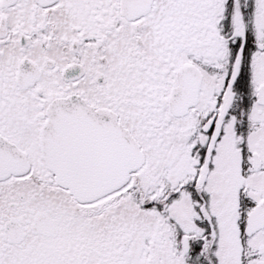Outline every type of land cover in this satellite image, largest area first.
Masks as SVG:
<instances>
[{"label": "snow or ice", "instance_id": "snow-or-ice-1", "mask_svg": "<svg viewBox=\"0 0 264 264\" xmlns=\"http://www.w3.org/2000/svg\"><path fill=\"white\" fill-rule=\"evenodd\" d=\"M0 264H264V0H0Z\"/></svg>", "mask_w": 264, "mask_h": 264}]
</instances>
